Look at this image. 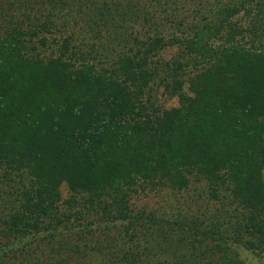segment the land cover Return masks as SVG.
<instances>
[{"label": "trees", "instance_id": "16d2710c", "mask_svg": "<svg viewBox=\"0 0 264 264\" xmlns=\"http://www.w3.org/2000/svg\"><path fill=\"white\" fill-rule=\"evenodd\" d=\"M98 1L0 0V264H92L85 235L116 221L141 241L107 243L101 264H244L238 248L264 264V0H216L210 13L209 0H189L202 18L171 36L164 16L186 0ZM242 12L245 23L233 20ZM74 15L107 30L142 20L146 37L114 35L126 50L99 65L96 46L53 33ZM50 35L55 54L42 56ZM167 46L180 53L162 65L169 108L149 93ZM191 177L235 203L231 220L131 210L138 189L181 191Z\"/></svg>", "mask_w": 264, "mask_h": 264}, {"label": "rangeland", "instance_id": "374dc122", "mask_svg": "<svg viewBox=\"0 0 264 264\" xmlns=\"http://www.w3.org/2000/svg\"><path fill=\"white\" fill-rule=\"evenodd\" d=\"M109 1L113 2L116 0H109ZM119 1L125 2L127 0H119ZM215 2L216 0H209V13L211 9L213 10L216 9ZM92 3L100 4V1L93 0ZM185 3H186L185 6H186L187 11L185 9L184 11L180 9L178 15L176 13V15H165L164 16L167 19L169 18L175 19L177 23L176 25L177 28H174V24H170L167 20L166 22V24L168 25L167 30H166L167 35L170 34L169 36H171V32L177 33L176 29L178 28L184 32L183 30L184 25H182L180 21L183 22L184 20L185 23H188L190 22L191 19H194V18H197L196 19L197 21L201 20L202 15H194L192 11L191 12L189 11V9H192L195 6H192V4L189 5L190 4L189 0H186ZM182 4L183 3L180 1L178 3V7L181 8ZM74 16H75V20L70 16H67L68 20L67 19L63 20L62 18L58 19L57 23L59 24V26L57 28H54V31L59 30L60 32L57 33L53 31V33H55L57 36L58 35L64 36V35L73 33L72 42L75 45L79 46L80 49L83 51H87V50L89 51L91 48L93 49L94 46H96V48L99 49L100 52L99 50L98 52H96L95 50H93L92 52L90 51L91 56H88V57L91 62H97L99 65H102V64L103 66L110 65V63H112L113 60L117 59V56H118L117 54L119 52L126 50V48H123L124 46H126V44L118 42V40L115 39L114 35L125 34V37L122 40L127 39L128 41H130L129 39H131V37L127 34V32L133 29L135 31L140 32V34L142 35V37L140 38L146 37V35L145 37L143 36L144 35L143 33L146 31V27L143 25L142 20H138L137 22L133 23L132 20L126 21V19L125 20L121 19L119 21V26L117 28L111 27V29L107 30V28L103 25L104 22H101L98 16L92 19H90V17H88L87 15L83 17L80 15H74ZM209 16H212V14H210ZM245 18L246 17L243 15V12H242L240 15H236L233 18V20H240L241 23H245L246 22ZM3 23L4 22L2 21L1 24ZM109 31H111V34H109ZM52 36L53 35H50V37H48V45L45 47H42L38 45L37 43L35 44V45H38L37 52L40 55L50 56L52 54H55L56 47L53 44ZM95 37H99V38L94 39ZM99 40H102V42L100 43ZM93 43H96V45ZM107 44H110V46L107 47L106 50H103L102 47ZM178 54L180 53H179V49L177 46H167L166 48L160 50L155 55V58H154L160 64V66H158L159 76L154 80V82H152V84H150V87L152 88V90H149L150 91L149 93L153 96V98L156 100L159 106H163L165 108L176 106L178 104V101H177V97L171 96L169 91H167L164 87V79L165 81L169 80V78H167L166 75L167 73H170V72H168L169 70L162 65H165V63L173 64V61L176 60V57ZM91 57L95 58L94 61L93 59H91ZM105 62H108V63L104 64ZM263 175H264V170H263ZM190 179H191V182L189 183L188 188L181 190V191H175V190L166 189V188L165 189L156 188L152 190H150L149 188L148 189L146 188L138 189L137 192L133 193L132 197L130 198L131 210L133 211V213L142 212L145 215L146 213L150 211L157 212L158 214L164 212L168 214V216H170L176 210H181V209L185 210V212L186 211L189 213L197 212L199 214L201 211H206L205 212L206 216L208 214L211 215L213 214V212L215 213L216 211L221 210L224 214L225 213L227 214V215L225 214L226 216H228L227 220L232 219L231 218L232 214L231 213L228 214L227 212H233L232 209L233 207H235V203L228 204L227 200L222 198L224 197L222 196V194H220L221 201H215L208 195L207 185L204 181L197 182L196 180H194V177H191ZM1 187H3V185H1L0 188ZM62 192L63 194H65L66 190L62 188ZM221 193H227V192L223 190ZM4 207L6 206L4 205ZM236 211L234 212L237 213ZM6 213H7L6 208L2 209V213L0 211V214L2 215H6ZM92 218L93 217H91V219ZM127 224L128 223L126 221H116L113 223L108 222L105 224L97 223L99 230H96L94 228L95 230V232L93 233L94 238H92L91 240L89 239L91 236L85 235V237H87V240L89 241L88 244H86L87 246L86 245L84 246L85 251L87 252L85 255V258L87 257L89 262H91L92 264H101L102 262L101 260H104V258L106 257V253H108L109 251L115 250V249L110 248L109 251L106 252V250H108L107 243H111L113 241H117L116 243H118L119 245L115 248H118L121 245H124V242L127 243L125 244L126 246L129 243L133 245H137V243L141 241L140 237L142 235V232H140L139 228L137 227V233L140 237L134 238L135 234H133L132 237H129L131 236L133 230L129 227L127 228ZM100 229H103V230H100ZM101 231H104V232H101ZM79 234L80 232L78 231V228H76L75 235L74 234L71 235L69 241L76 242ZM98 239L101 243L97 242ZM129 239H132V242H129ZM83 241L84 240L80 241L81 245L83 244ZM40 251L41 250H37V253H40ZM237 252L239 253L241 259L244 261V264H255L258 262L257 257L249 251H246L242 248H238ZM90 254H93V255H90ZM19 255L20 254H18V256Z\"/></svg>", "mask_w": 264, "mask_h": 264}]
</instances>
